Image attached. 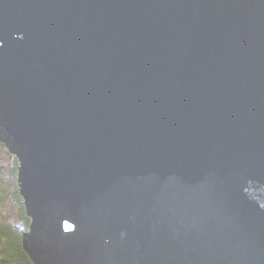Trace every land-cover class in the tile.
I'll use <instances>...</instances> for the list:
<instances>
[{"label": "water", "instance_id": "water-1", "mask_svg": "<svg viewBox=\"0 0 264 264\" xmlns=\"http://www.w3.org/2000/svg\"><path fill=\"white\" fill-rule=\"evenodd\" d=\"M0 141L35 264H264V0H0Z\"/></svg>", "mask_w": 264, "mask_h": 264}, {"label": "trees", "instance_id": "trees-1", "mask_svg": "<svg viewBox=\"0 0 264 264\" xmlns=\"http://www.w3.org/2000/svg\"><path fill=\"white\" fill-rule=\"evenodd\" d=\"M15 156V159L17 158L16 166L13 167V177L10 188L15 187L14 194L16 196H12L17 199L22 208L20 219L23 220L24 223H22L21 226H17L14 221L10 220L11 217H3L0 214V264H34L26 250H24V245L22 243V236L29 230V226L27 227V225L30 219L26 216L27 214L22 204V197L19 194L16 180H13L18 176L16 172L18 171L17 166L19 158L17 155Z\"/></svg>", "mask_w": 264, "mask_h": 264}, {"label": "rangeland", "instance_id": "rangeland-1", "mask_svg": "<svg viewBox=\"0 0 264 264\" xmlns=\"http://www.w3.org/2000/svg\"><path fill=\"white\" fill-rule=\"evenodd\" d=\"M2 145L3 144L0 143V214L3 217H11L10 220L14 221L17 226H21V224L24 223V221L20 219L22 208L19 205L17 199L12 196H16L14 194L15 187L10 188V183L13 177V167L16 166L17 158L15 159V153L9 152L5 148V145ZM18 166H20V161ZM16 173H18V171ZM13 180H16V183L18 184V177L16 179L14 178ZM28 226H30V222L28 223L27 227Z\"/></svg>", "mask_w": 264, "mask_h": 264}, {"label": "bare ground", "instance_id": "bare-ground-1", "mask_svg": "<svg viewBox=\"0 0 264 264\" xmlns=\"http://www.w3.org/2000/svg\"><path fill=\"white\" fill-rule=\"evenodd\" d=\"M1 144H3V145H5V148L9 151V152H11L10 150H9V148H7V146H6V143L4 142V141H2V142H0ZM2 145V146H3ZM13 153V152H12ZM16 154V153H15ZM17 155V154H16ZM19 158V157H18ZM19 161H20V158H19ZM17 168H18V166H17ZM30 231V226H29V230L26 232V233H28ZM25 249V248H24Z\"/></svg>", "mask_w": 264, "mask_h": 264}]
</instances>
